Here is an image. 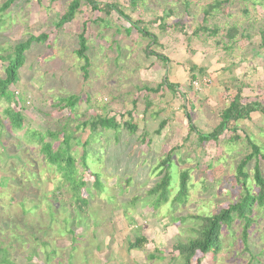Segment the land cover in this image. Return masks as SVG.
<instances>
[{"label": "rangeland", "instance_id": "374dc122", "mask_svg": "<svg viewBox=\"0 0 264 264\" xmlns=\"http://www.w3.org/2000/svg\"><path fill=\"white\" fill-rule=\"evenodd\" d=\"M3 1L0 0V6ZM72 1L20 0L9 15L0 18V55L10 52L11 47L29 36H47L45 43L34 46L28 54L19 83L11 88L25 104L26 109L22 111L25 128L56 131L68 120L69 128L74 129L89 118L114 117L122 124L132 120L138 130L134 136L120 131L121 145L113 141V132L103 133L92 145L101 160L90 161L89 165L93 163L92 170L103 175L109 197L115 196V199L108 202L106 195H101L92 200L85 212L94 215L97 227L75 231L78 237L88 236L75 244L76 251H70L71 236L66 231L69 226L63 224L60 213H55L54 222L49 221L44 201L38 210L45 218L44 228L38 225L41 220L22 213L18 205L21 199L30 202L25 206L27 210L32 207L31 201L37 200L36 192L42 199L52 197L58 175L52 176L47 168L40 172L30 162L32 158L40 162L42 156L36 155L38 146L25 139V129L8 131V135L5 132L0 137V154L8 153L15 159L0 157V240L6 246L17 245L14 264H26L25 257L37 247L39 262L27 264L45 263V249L38 241L50 243L48 254L51 247L57 248L60 259L49 264H67L69 252L75 256L70 264H173L172 247L180 239L186 241L194 236L200 224L197 216L214 215L234 202L237 194L232 185L236 167L251 153L245 134L264 148V115L260 113L254 114L251 122L241 124L237 133L240 140L235 143L229 141L231 133L221 136L218 143L199 142L196 132L191 134L186 118L190 117L197 132L209 134L219 125L220 113L229 106L238 87L242 88L244 103L256 101L264 105V50L262 56L256 55L258 31L264 30V0H234L216 10L209 23L212 29L218 30L215 36L197 31L203 9L213 0H190L188 9L183 5L184 0H139L134 10L129 8L131 0H113L125 8L133 22H142V28L157 36L159 44L152 45L151 51L163 55L167 63L147 57L149 40L135 30L127 34L129 24L116 14L107 20L104 15L83 8L72 23L56 28ZM110 1L103 0V3ZM171 8L174 14L166 16L167 9ZM181 19H186L184 30L171 27ZM83 22H87L85 36L91 62L88 78L81 71L83 61L75 54ZM162 24L166 30L161 29ZM232 27L249 37L239 36L231 44L225 35ZM193 66L205 72L196 80L191 79ZM165 78L177 85L175 92L166 87L157 90ZM72 95L80 98L73 113L58 105L60 100ZM6 108L2 100L0 120H5ZM76 134L81 136L80 132ZM86 137L87 134L81 136L83 140ZM168 155L174 158L169 170L174 182H178L181 171L188 170L190 174L188 196L181 206L162 205L155 209L147 195L160 173L154 175L152 171ZM23 161L30 162V167L35 166L41 175L35 186L22 183ZM261 166L264 171V160ZM173 185L171 197L178 189L176 183ZM254 212L256 223L250 230V252L241 241L240 227L233 225L222 234L223 245L217 259L210 255L202 264H264V210ZM174 218L188 220L179 224ZM7 223L15 224L16 231ZM84 224L81 226L87 225ZM13 235L25 245L19 248ZM140 236L148 240L146 249L129 251V243ZM151 255L157 258L154 260ZM251 255L258 261H253ZM193 264L198 263L195 260Z\"/></svg>", "mask_w": 264, "mask_h": 264}, {"label": "trees", "instance_id": "16d2710c", "mask_svg": "<svg viewBox=\"0 0 264 264\" xmlns=\"http://www.w3.org/2000/svg\"><path fill=\"white\" fill-rule=\"evenodd\" d=\"M19 1L20 0H4L3 4L0 6V18L5 17L7 13V15H9L10 10L16 6ZM189 1L190 0H184L183 5L185 8H189ZM233 1L234 0H213L210 4H208L202 11L199 29L197 30L198 33L208 34L209 36L217 35L218 30L216 28L212 29V27L209 26V23L211 22L210 17L215 16V11L219 10L223 5H228ZM138 2L139 0H131L129 8L134 10L139 4ZM83 8H87L91 12H98L104 15L107 20L112 14L118 15L119 18L126 21L130 26V28L126 30L127 34H130L131 30H135L138 34L149 40L150 45L146 47L145 50L147 57H155L164 63L168 62L163 55H159L151 51L152 45L159 44L157 36L153 35L146 28H142V22H133L125 13V8L113 3V0L106 3H103V0H73L68 5L63 16L60 17L56 28L62 29L65 25L72 23L77 14L82 12L81 9ZM167 14L169 16L174 14L173 9H167L166 16ZM105 18L100 21L104 22ZM185 20L186 19L178 20L176 24L171 27L174 29L177 28L184 30L187 25L185 24ZM160 22L163 23L164 18H161ZM86 27L87 22H83L82 32L77 38L78 49L75 52L77 58L84 63L81 67V71L84 73V78H88L89 70L91 68L90 58L87 56L88 45L85 36L87 31ZM161 29L166 30V26L164 27L162 24ZM197 31L195 32V35H198ZM258 32L260 41L257 42L258 50L256 51V55L262 56L261 51L264 50V30H259ZM239 36L244 38L249 37L247 34L240 33L239 28L232 27L226 32L225 39H227L231 44H234L235 40ZM46 41V35H41L39 37L29 36L27 40L21 41L11 47L10 52L3 51L5 54L0 55V103L3 100L7 104V108L3 112L5 120H0V137L3 136L5 132V135H8V131L15 133L25 129V139H30L28 141L29 144H33L35 146L37 145L38 148L36 149L38 150H36V155L42 156V160L40 162H36L34 158H32L30 162L32 161V163H35L40 172H43L44 169L47 168L52 176L58 175L57 185L52 192L53 195L51 198L42 199L36 192L34 196L37 197V200L35 199L36 201H31V209L25 210V206L30 202L26 203L24 199H21L18 202V205L21 207L24 215L30 214L36 221L41 220V222L38 223L41 228H44L43 221L45 220V218L41 217L38 213L39 208L43 205L41 203L42 201H44L47 208L46 216L49 221L54 222L56 220L55 213H60V219H62L63 224H67V226H69L66 231L67 234L69 233L68 235L71 236L72 246L70 247V251H76L77 247L75 244L85 239L87 235L81 234L78 237L75 231L81 229L80 232H85L87 227L90 230L93 227H97L94 215L89 213L87 214L85 212L90 208L92 200L95 199L96 196L100 197L101 195H106V200L108 202L115 199V196L109 197L110 191L106 185V180L103 179V175L92 170L91 166L94 165L93 163L92 165H89L90 161L100 162L101 160L99 155L93 152L94 148L92 145L96 144L98 141L97 138L105 132H113V141L116 145H119L121 143L119 139L120 131L128 132L130 136H134L138 127L135 123H132V120L122 124L114 117H93L88 120L86 119L87 121L77 125L74 129L69 128L70 126L68 125V120L65 125L59 127L56 131L46 130L42 132L41 130H29L28 128H25V118L22 114V111L26 109L25 104L19 94H15L11 88L17 87L20 81V72L25 67L28 54L33 50V47L43 44ZM0 52H2L1 49ZM190 72L192 80H196L200 73H205L203 70L198 71L194 66L191 67ZM163 87L175 92L177 85L171 84L169 79L165 78L163 83L158 86L157 90ZM146 91L151 92L152 90L146 89ZM242 92L241 87L236 88V94L232 98L231 103L220 113L219 125L209 134L203 135L197 132L191 123L190 117L187 116L186 118L190 124L189 130L191 131V134H195L196 132L197 139L201 143L209 141L218 143L220 137L225 133L232 134L229 141L235 143L240 140L237 133L241 130V124L251 122L252 116L256 113L264 115V105L256 101L244 103ZM79 102L80 98L72 95L67 99L60 100L58 105L59 107L68 109L73 113ZM5 122L7 123V127L4 124ZM164 124L165 122L161 124V128ZM77 132H80L81 136L83 134H87L86 139L83 140L81 136L76 137ZM26 133L28 135H26ZM245 139L251 153L245 156L244 159H241L240 163L236 167V176L233 180V185L231 184L232 189L235 190L237 194L236 198H234V202L230 203L227 208L220 209L214 215L206 216L205 218H203V216H197L200 224L198 225L197 230H194V236L188 238L186 241L180 239L173 245L172 259L170 260L173 264H176L177 262L178 264H193V261L195 260L198 264H202L203 260L208 258L210 255L213 256L214 260H216L222 250V234L225 230H230L233 225H238V227H240L241 241L245 246V250L250 252V230L256 223L254 211L255 209L264 210V171L261 166V162L264 160V148L260 147L250 138V136L246 134ZM21 145L23 144L21 143ZM23 151L25 153L28 152L25 149ZM7 154H0V157L3 155L6 156L8 160L15 159V156ZM29 154L32 155V153ZM93 158L96 160H93ZM173 160V156L168 155L166 159L158 165V168L152 171L154 175L156 172L160 173L157 178L158 180L155 182V185L147 195V198L151 201V204L155 209L162 205H170L172 207L176 205L181 206L185 204L187 200L190 174L188 170H183L179 174L178 182H174V178L169 172L171 165L173 164ZM30 162L23 161V169L20 170V174L24 176L22 183L25 181V183L35 186L34 184L36 183V180L39 179L40 181L41 175L36 172L35 166L34 168L30 167ZM12 181L16 184L20 183L14 178H12ZM129 183L130 180H128L127 185H129ZM174 183L178 185V189L175 196L171 197L173 188H175L173 185ZM90 184H92L91 188H89ZM6 186L7 185L3 187ZM114 187L115 189L118 188L116 186ZM84 190L86 192L85 196L83 195ZM28 194L31 195L32 191H29ZM12 201L17 203V200L14 198ZM66 205H68V207ZM68 209H70V212H68ZM84 214L88 217L84 216ZM92 220H94V222H92ZM186 220L188 219L174 218V221L179 224L184 223ZM82 224L86 226L83 227L81 226ZM14 225L15 224L7 223V226H9L10 229L14 228ZM19 225L17 226V230ZM13 230L16 231L15 228ZM93 235L95 238L96 232H94ZM13 237L14 239H17L15 235H13ZM18 242L19 248L21 245H25L24 242L22 243L20 241V239ZM38 243L45 249L44 255L46 254L45 263L42 264H49L54 259L59 261L60 258L57 254L56 246L51 247V252L48 254L46 250L50 247V243L45 241H38ZM147 245V238L140 236L136 237L134 241L129 243L128 249L129 251H143L146 249ZM42 247L41 249H43ZM16 249H18L17 245L15 246L11 244L10 246H6L0 240V264H14L12 259L16 256ZM39 255V247L33 248L30 254L25 257L24 261L26 264L27 262L29 263V261L39 262ZM150 257L154 260L157 258L155 255H151ZM73 258H75V256L71 255V252H69L66 259L67 264H70ZM251 258L253 261L257 260V257L255 256L251 255Z\"/></svg>", "mask_w": 264, "mask_h": 264}]
</instances>
